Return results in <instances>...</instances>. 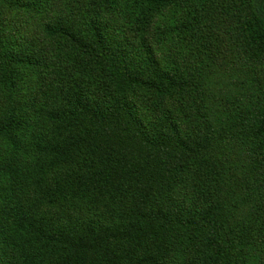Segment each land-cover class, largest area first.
Here are the masks:
<instances>
[{
    "label": "trees",
    "instance_id": "16d2710c",
    "mask_svg": "<svg viewBox=\"0 0 264 264\" xmlns=\"http://www.w3.org/2000/svg\"><path fill=\"white\" fill-rule=\"evenodd\" d=\"M258 0H0V264H264Z\"/></svg>",
    "mask_w": 264,
    "mask_h": 264
},
{
    "label": "flooded vegetation",
    "instance_id": "af4514ba",
    "mask_svg": "<svg viewBox=\"0 0 264 264\" xmlns=\"http://www.w3.org/2000/svg\"><path fill=\"white\" fill-rule=\"evenodd\" d=\"M258 14L259 17L264 20V0H258Z\"/></svg>",
    "mask_w": 264,
    "mask_h": 264
}]
</instances>
